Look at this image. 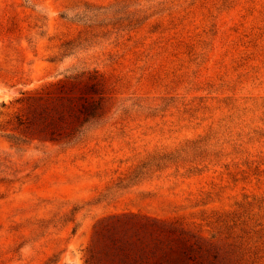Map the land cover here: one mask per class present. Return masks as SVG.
I'll return each instance as SVG.
<instances>
[{
  "label": "rangeland",
  "instance_id": "rangeland-1",
  "mask_svg": "<svg viewBox=\"0 0 264 264\" xmlns=\"http://www.w3.org/2000/svg\"><path fill=\"white\" fill-rule=\"evenodd\" d=\"M154 152L180 154L95 203ZM127 213L264 264V0H0V264H93Z\"/></svg>",
  "mask_w": 264,
  "mask_h": 264
},
{
  "label": "trees",
  "instance_id": "trees-1",
  "mask_svg": "<svg viewBox=\"0 0 264 264\" xmlns=\"http://www.w3.org/2000/svg\"><path fill=\"white\" fill-rule=\"evenodd\" d=\"M98 10L100 8L86 6L80 14L67 20L78 23L93 21L98 16ZM80 113L83 114V119L67 136H71L68 145L77 144L86 132L99 125L103 114L102 105L99 102L92 103L86 108L82 107ZM56 126L51 125L50 127L51 137L55 135L52 129ZM179 154V152L149 154L143 163L134 167L124 178L104 189L96 198L95 203L110 201L128 185L137 183L150 171L149 164L159 166L162 163L172 162L174 158L179 157ZM75 212L76 209L73 208L59 219L61 222H72ZM74 231L75 228L72 232ZM190 238L193 236L190 237L173 225L157 219L137 213L114 215L100 223L99 229L94 233L93 253L90 257L93 259V264H215L214 260L217 257L212 252L211 246L206 245L200 239L191 243ZM203 247H205V253L212 254L213 260L197 262L195 253L198 254V251L201 253ZM49 263L50 259L44 264Z\"/></svg>",
  "mask_w": 264,
  "mask_h": 264
}]
</instances>
